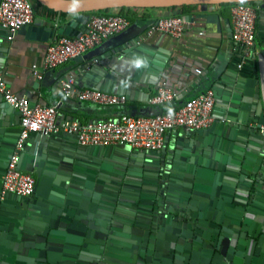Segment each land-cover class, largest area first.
I'll list each match as a JSON object with an SVG mask.
<instances>
[{
  "label": "crops",
  "instance_id": "crops-1",
  "mask_svg": "<svg viewBox=\"0 0 264 264\" xmlns=\"http://www.w3.org/2000/svg\"><path fill=\"white\" fill-rule=\"evenodd\" d=\"M32 2L33 23L12 40L0 25V72L10 89L31 103L56 104L59 123L123 112L152 114L158 107L148 99L160 85L180 94L178 103L212 88L216 122L188 135L182 128L168 132L162 151L125 144L85 147L66 133L31 136L21 166L35 176L36 192L29 198L8 193L0 202V264H172L162 257L171 254L174 263L176 254L181 257L187 251L177 247L202 237V227L204 244L216 247L213 210L199 220L184 218L186 205L195 215L199 210L198 203L190 205V190L209 197L215 179L221 189L214 198L221 206L230 205L226 192L239 189L244 202L240 228L224 210L216 214L229 223L222 231L219 263L264 264V139L256 125L264 120L257 68V54H264V0L251 1L257 8L256 43L242 66L227 2L124 7L110 11L128 12L126 29L82 58L43 71L42 78L32 69L35 65L42 71L50 41L80 34L85 22L79 12ZM171 13L192 20L182 36L148 34L158 17ZM69 75L79 87L125 94V106L63 97L60 79ZM17 123L18 114L0 103V185Z\"/></svg>",
  "mask_w": 264,
  "mask_h": 264
},
{
  "label": "built area",
  "instance_id": "built-area-1",
  "mask_svg": "<svg viewBox=\"0 0 264 264\" xmlns=\"http://www.w3.org/2000/svg\"><path fill=\"white\" fill-rule=\"evenodd\" d=\"M233 40L241 46L239 66L244 65L253 55L256 43L257 8L252 2L238 1L229 4ZM35 6L32 0H0V25L7 29L12 40L23 26L33 23ZM192 20L180 13L158 17L147 32H163L180 37ZM130 25V18L117 12H89L83 32L75 36L58 35L47 46L42 62V71L33 66V73L42 78L43 71L64 64L84 54L96 44L121 32ZM200 72L199 69H197ZM59 87L65 98H75L97 105L124 107L125 94L103 91L93 87H79L72 75L60 79ZM177 92L170 86L160 85L149 97L151 105L173 102ZM0 98L14 106L20 115V132L14 149L7 161L2 176L0 198L13 193L22 197L34 193L36 178L32 172L19 168L20 153L33 132L52 134L64 132L75 134L78 143L84 146H108L126 143L131 148L160 150L164 147L165 136L177 129L197 130L209 127L215 121L213 112L216 96L212 88L186 99L172 110L156 111L152 114L137 115L123 112L116 117L97 118L86 122L78 120L59 123L56 104L31 103L25 95L13 92L0 72ZM264 139V124L257 127Z\"/></svg>",
  "mask_w": 264,
  "mask_h": 264
},
{
  "label": "water",
  "instance_id": "water-1",
  "mask_svg": "<svg viewBox=\"0 0 264 264\" xmlns=\"http://www.w3.org/2000/svg\"><path fill=\"white\" fill-rule=\"evenodd\" d=\"M41 3H43L44 5L58 10V11H63V12H69V13H80L81 16L80 18L84 17V22H86V19L88 18V14L89 12L92 11H103V10H110V9H121L124 7H169V6H182L184 4H201V3H223V2H227V3H231V2H238V1H247V2H251V1H259V0H37ZM172 14V13H171ZM175 14V13H174ZM27 27L23 26L20 29ZM83 55H79L75 58H82ZM257 68H258V77H259V84H260V97H261V111L264 108V54L263 52H260L257 54ZM181 95H177V98H180ZM0 103H4L8 106H10L17 114H18V131H17V138L20 132V115L19 112L17 111V109L10 105L9 103H7L6 101H4L2 98H0ZM259 106V107H260ZM134 114V113H133ZM73 118V117H72ZM216 122V118L215 121L211 124L213 125ZM264 124V120L259 119V121L257 122V127H259V125ZM210 125V126H211ZM199 130V129H197ZM192 131L194 130H185L184 132L188 135L190 133H192ZM64 132H58V133H52V134H41L38 132H33L31 136H35V135H43V136H58L60 134H62ZM260 134V133H259ZM74 136H76L75 134H73ZM261 136V135H260ZM30 137L28 139H30ZM15 139V143L16 140ZM30 141V140H29ZM15 143L13 144V147L11 149V151L9 152L8 156H7V161L14 149ZM128 145L126 143H120L117 145ZM84 146V145H81ZM111 146H116V145H111ZM88 147V146H85ZM164 148L160 149V151H162ZM25 150V149H23ZM20 153V159H19V168L22 169L21 166V159H22V152ZM151 151H159V150H151ZM6 161V162H7ZM7 164V163H6ZM23 170V169H22ZM31 172V171H30ZM1 185H2V180H1ZM1 185H0V191H1ZM221 189L220 184H219V180H214L213 185L210 189V196L207 197L206 195H202V194H198L193 192V188L191 193V199H190V205H194L198 203V207L199 210L197 212V214L195 215L194 211L191 210V207L186 205V216L184 217L186 220H188L189 217H193L196 220L202 219L204 217H206L207 211L208 210H213L214 211V215H213V222L216 224V229H214L213 231V235L215 237H218V243L215 247V245H213V243H208V244H204L205 240V232L204 227H202V237L196 236L195 240L191 239L190 242H187L185 245L182 246H178L177 249L183 250L187 249L186 252L182 251V256L178 257V255L176 254V258L174 259V263L172 261V259L170 258V256L172 257L171 254L166 255V257H162V260L164 262H170L172 264H180L179 262L182 261L183 264H220L219 262H222V253L221 250L219 249V244L221 245V242L223 240V230H224V226H228L227 222V217L230 215V219H232L233 217V223L237 225V228H240V206H244V202L240 201V189L239 192H236L234 194L232 193H228L226 192L227 196V201L230 202V205L227 207L225 206H221L220 202L218 203V200H216L214 198L215 194ZM197 191V189H196ZM36 192V187L34 190V193ZM18 197H22L17 195ZM5 200L4 198H0V202L2 203ZM245 200V199H244ZM199 201V202H198ZM191 205V206H192ZM233 206V207H232ZM233 208V209H232ZM218 210H224L225 213H227V217L226 216H222V217H217L216 218V214L218 213ZM230 222V220H229ZM225 226V227H226ZM190 235V233L188 234ZM237 237V234L234 235V238ZM193 238V237H192ZM233 251V255L235 254L236 256L238 255L239 252L236 251V248L233 247L232 248ZM150 257H148L149 259ZM178 259V260H177ZM235 260V259H234ZM179 261V262H176ZM235 264V263H234Z\"/></svg>",
  "mask_w": 264,
  "mask_h": 264
},
{
  "label": "trees",
  "instance_id": "trees-1",
  "mask_svg": "<svg viewBox=\"0 0 264 264\" xmlns=\"http://www.w3.org/2000/svg\"><path fill=\"white\" fill-rule=\"evenodd\" d=\"M226 4L229 5L230 3H226ZM99 12L109 13V12H111V11H110V10H103V11H99ZM119 12L122 13V14L127 15V16L130 18L129 14H128V12H126V10L122 9V10H120ZM189 98H190V97H189ZM187 99H188V98H187ZM185 100H186V99H185ZM185 100H184V101H185ZM184 101L178 103L177 98H176L173 102L165 103V104H161V105H157V107H158V111H166V110H172V109H175V108H177L179 105H181Z\"/></svg>",
  "mask_w": 264,
  "mask_h": 264
},
{
  "label": "flooded vegetation",
  "instance_id": "flooded-vegetation-1",
  "mask_svg": "<svg viewBox=\"0 0 264 264\" xmlns=\"http://www.w3.org/2000/svg\"><path fill=\"white\" fill-rule=\"evenodd\" d=\"M141 149V148H140ZM141 150H145V151H151V150H147V149H141ZM32 196V195H31ZM31 196H28V197H24V198H29Z\"/></svg>",
  "mask_w": 264,
  "mask_h": 264
}]
</instances>
